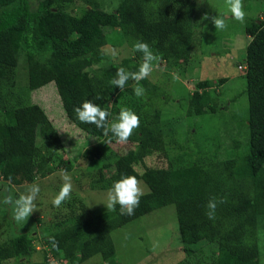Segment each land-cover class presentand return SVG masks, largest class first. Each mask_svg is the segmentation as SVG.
Segmentation results:
<instances>
[{"label": "trees", "instance_id": "16d2710c", "mask_svg": "<svg viewBox=\"0 0 264 264\" xmlns=\"http://www.w3.org/2000/svg\"><path fill=\"white\" fill-rule=\"evenodd\" d=\"M113 1V8L105 11V0H39L33 10L26 0H0V183L24 190L57 170L70 171L68 159L54 161L50 143L59 139L52 124L38 104L28 101V92L52 83L67 122L96 141L117 142L111 131L104 133L122 107L139 117V127L127 142L131 148L110 163L111 171L106 175L102 172L110 165H102L94 184L96 189L109 190L121 176L132 175L147 192L131 216L116 205L115 210L82 218L78 213L84 209L80 206L76 212L71 208L74 202L70 203L75 215L69 219L72 222L42 238L45 259L56 264H81L98 255L101 264H113L112 231L173 205L180 252L185 258L200 254L199 245H210L215 248L209 264H259L257 225L264 218V7L261 19L245 17L244 34L249 41L243 65L236 66L245 81L246 149L237 157L197 161L173 169L144 163L153 154L169 157L165 152L173 148L160 125V111L167 97L162 99L160 89L147 78L139 82L130 79L123 90L112 80L118 68L139 70L143 54L133 50L137 40L148 43L159 56L154 66L162 62L167 71L184 69L190 59L193 19L199 7L195 0ZM252 1L242 0L244 11ZM74 2L82 6L78 14L68 10ZM107 30L118 33L130 53L118 65L111 63L102 50L114 45L115 37ZM19 52H23L27 76L26 94L21 96L18 90L9 92ZM225 81L218 79L215 85ZM192 85L185 115L214 114L220 106L208 90L215 86L209 81ZM137 86L145 90L141 97L134 94ZM85 100L110 113L105 129L77 119L73 109ZM84 158L92 161L104 157L93 145L85 150ZM136 167L141 170L136 171ZM213 197L218 203L215 219L210 220L206 205ZM49 238L58 242L57 248ZM33 239L23 233L1 242L0 264H45V260L29 262Z\"/></svg>", "mask_w": 264, "mask_h": 264}, {"label": "rangeland", "instance_id": "374dc122", "mask_svg": "<svg viewBox=\"0 0 264 264\" xmlns=\"http://www.w3.org/2000/svg\"><path fill=\"white\" fill-rule=\"evenodd\" d=\"M38 1L26 0L30 10L36 7ZM195 2L199 11L193 19L195 29L187 66L184 69L181 67L175 71H167L160 62L159 66L153 65V71L147 78L151 84L160 89L162 99L167 97L160 111V125L163 136L173 144V148L165 152L169 157L153 154L145 158L144 163L148 167L174 169L197 161L224 160L240 156L246 149L244 145L247 138L245 81L241 72L236 69L237 65H243L245 47L249 41L244 34V23L231 18L226 0H195ZM105 4L106 6L102 8L110 11L115 3L113 0H105ZM248 6V10L244 11L245 17L262 18L263 0H254L249 2ZM80 9L82 6L76 2L68 7L72 14H78ZM206 14L209 17H227L226 28L215 29L210 19L202 18ZM106 32L111 37H115L114 45H106L102 50L108 55L111 63L118 65L122 59L130 55L129 50L118 33L116 35L108 30ZM23 60V52H19L17 67L12 76L13 84L10 85L9 90L10 93L18 90L20 96L26 94L27 76ZM173 73H177L180 79H174ZM221 78H225L226 81L217 87L215 83ZM197 81H209L215 86L212 90H208L217 98L216 103L220 106L214 114L185 115L187 97L193 89L192 84ZM27 96L29 103L38 104L37 106L42 109L56 131L59 142L50 143L54 152L53 158L54 161L69 160L71 169L68 174L73 189L70 198L59 207H55L52 201L64 183L60 175L61 171L57 170L44 178H38L32 183L40 187L35 200L36 209L25 224L13 220L11 205L0 203V243L28 233L34 238L31 242L29 262L39 263L45 260V264H56L44 258L47 250L42 238L68 225L69 219L75 216L71 208L77 212L81 206L84 212L78 215L82 218L110 210L106 206L108 190L96 189L98 186L94 183L100 175L102 165H110L108 170L102 172L106 175L109 170L111 171L110 163L116 157L123 155L131 145L96 141L73 127L64 117L52 83L28 92ZM37 144L40 145L39 140ZM93 145L98 146L103 154V160L88 161L84 158L85 150ZM135 170L141 169L136 167ZM140 187L143 194L147 192L142 182ZM26 190L27 188L24 190L8 188L0 183V194L6 193L13 199H17ZM72 202L74 205L70 208L69 204ZM257 227L258 263L264 264V218L260 219ZM110 239L114 247L113 264H209L211 252L215 248L210 245H199V248H195L201 249V253L196 257L183 256L180 252L181 243L173 205L156 209L112 231ZM101 263H103L101 258L95 255L81 264Z\"/></svg>", "mask_w": 264, "mask_h": 264}, {"label": "clouds", "instance_id": "9594fccd", "mask_svg": "<svg viewBox=\"0 0 264 264\" xmlns=\"http://www.w3.org/2000/svg\"><path fill=\"white\" fill-rule=\"evenodd\" d=\"M231 18H234L240 23H244L246 13L243 10L242 0H226ZM203 19H210L215 29L224 30L226 28L227 17H209L207 14L202 17ZM133 50L143 54V60L136 72L126 71L124 68H118L112 84L120 90H123L127 82L131 79L139 82L150 76L153 71V62L159 63V56L155 55L148 43L137 40L133 45ZM173 78L179 80L180 77L177 73H173ZM134 94L141 97L145 94V90L141 86L134 88ZM97 99H100L97 97ZM76 113L77 119L81 123H88L95 125L98 129H105L107 118L110 115L107 111L103 110L100 105L94 104L92 101L85 100L81 106L73 109ZM139 117L129 108L122 107L118 117L111 123L110 129L105 130V135L111 131L116 138L117 143L127 144L129 138L132 136L135 129L139 127ZM60 175L64 181L58 194L52 201L55 207H59L64 201L68 200L71 196L73 185L71 177L66 170H61ZM141 182L132 175H123L118 181H115L111 189L107 193L106 206L108 209L115 210L116 205H119L123 212L131 216L134 214L135 209L139 206L140 197L143 195ZM40 192L38 184L27 185L25 193L21 194L17 199H13L10 195L3 193L0 194L2 199L0 203L9 204L13 211V220L18 223L25 224L28 217L35 211V200ZM220 200L219 203H224ZM218 201L213 197L211 198L206 207L208 211L206 216L208 219H215V211ZM53 248L58 247V242L53 238H49Z\"/></svg>", "mask_w": 264, "mask_h": 264}, {"label": "built area", "instance_id": "2783aa9c", "mask_svg": "<svg viewBox=\"0 0 264 264\" xmlns=\"http://www.w3.org/2000/svg\"><path fill=\"white\" fill-rule=\"evenodd\" d=\"M49 261V260H48ZM49 262H51V261H49Z\"/></svg>", "mask_w": 264, "mask_h": 264}]
</instances>
